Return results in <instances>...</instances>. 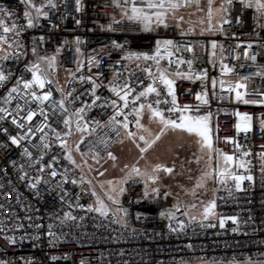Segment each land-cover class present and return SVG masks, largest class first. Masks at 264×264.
Instances as JSON below:
<instances>
[{
    "label": "built area",
    "instance_id": "1",
    "mask_svg": "<svg viewBox=\"0 0 264 264\" xmlns=\"http://www.w3.org/2000/svg\"><path fill=\"white\" fill-rule=\"evenodd\" d=\"M53 2L56 8L44 7L47 18L41 16L34 20V27L27 28L24 17L27 5L21 0H0V9L6 10L0 19L9 27L15 23L21 30L19 36L15 32L7 34L9 43L15 39L22 45L18 48L0 44L3 49L0 57L9 55L7 60L0 59V71L9 77L5 83H0V108L16 115L19 105L23 109L20 116H26L28 111L37 113L31 125L21 121L25 123L23 130L12 124V117L0 113L4 116L0 119V261L5 264L264 262V132L260 129L261 120H264V15L255 7H246L247 0L245 3L232 0L231 5L222 0L227 11L221 12L215 24L208 18L205 33H196L190 28L181 31L170 24L167 27L154 25L151 31H145L140 21L119 18L122 10L131 8V3L125 4V0H80V11L76 10V0ZM33 3L40 7L46 5L47 0H33ZM136 5L145 7L146 0H136ZM31 11L35 17L34 9ZM163 40H172L176 45L172 49L173 63L169 72L185 74L174 79L179 105L189 106L188 115L210 113L213 147L235 158V162L226 167L233 174L251 175L253 179L244 180L241 190H237L236 182L230 177L221 184L219 176L214 174L216 208L215 214L207 220H190L183 203L175 201L165 186L153 188L158 189V193L148 190L145 181L135 175L124 178L127 182L121 185L125 190L119 192L117 211L107 204H104L107 216L89 211V208L100 207L98 199L77 163H71L66 157L70 151L73 159L74 152L89 161L110 159L108 154H113L114 148L128 136L127 132L136 133L135 116L129 114L131 104L123 110L128 115L127 130L111 122L118 110L112 101L121 107L123 102L110 88H119L127 81L136 90L129 97L131 101L151 83L143 69L150 67L155 72L154 61L123 57L129 53L154 55L156 42ZM162 55L165 59L161 60V67L168 68L167 55L163 52ZM253 55L255 61L249 59ZM52 56L56 57V65L48 73L52 83L43 90L34 86L40 95L50 91L51 99L44 104L32 101L21 85L20 94L13 93L15 98L5 103L17 80L31 79L26 68L39 62V57ZM93 57L99 67L95 62L89 63ZM177 60L184 63L177 64ZM224 65L233 71L224 74ZM42 66L47 67L46 64ZM188 75L190 79L186 78ZM197 76H203V79H196ZM242 77L249 79L241 81ZM221 80L225 82L223 88ZM92 81L99 85L95 96ZM237 82L247 85L246 89H240L242 93L247 92L244 98L258 103L237 101L235 92L227 91ZM156 86L161 93V103L156 105L157 97L152 94L147 100L138 101L137 106L142 102L153 103L166 117L178 119L179 113L167 112L172 98L159 79ZM205 93L207 104L196 98L197 94ZM96 96L100 99L96 100ZM164 100L169 103H163ZM60 101L66 111L59 106ZM82 108L84 111L77 115ZM237 112L252 117L251 132H237ZM67 119H71L70 135L64 124ZM116 119L123 121V116ZM45 123L47 127L43 132L36 131ZM77 123L87 131H78ZM29 126L33 129L29 138L22 140L19 147L13 145L9 137L24 135ZM5 128L7 133L3 131ZM57 133L60 139H57ZM41 137H44L43 142ZM61 140L67 141V149L61 147ZM45 142L48 148L44 147ZM25 148L32 153L30 158L23 154ZM244 152L250 155L244 156ZM212 154L215 160L220 158L218 153ZM241 160L245 161V168L239 167ZM52 171L58 173L55 178L51 176ZM25 173L27 176L21 179ZM37 179L40 183L35 189L31 188L30 184ZM73 180L76 183H72ZM67 214L75 219H67ZM231 217L236 218L235 222ZM221 219L224 220L223 227L220 226ZM49 232L53 235L49 236ZM13 239L14 244L11 243Z\"/></svg>",
    "mask_w": 264,
    "mask_h": 264
},
{
    "label": "snow or ice",
    "instance_id": "2",
    "mask_svg": "<svg viewBox=\"0 0 264 264\" xmlns=\"http://www.w3.org/2000/svg\"><path fill=\"white\" fill-rule=\"evenodd\" d=\"M131 3V8L129 14L128 11H125L123 14L126 16L129 20H135V21H140L141 23L144 24V30L145 31H151V25L153 22L157 25H163L164 27H167L166 20L169 12L175 13V11L181 7L189 6L192 3V0H146V6L145 7H137L136 5V0H125V4ZM213 0H209V11H208V17L211 19L213 15V9L211 7ZM21 3L27 5L25 11H24V17L27 20V28H32L34 27V20L38 19L39 17L43 16L47 18L48 13L44 11V7H51V8H56L57 5L53 2V0H47L46 5H41L40 7H37L34 3L33 0H21ZM226 3L231 5L232 0H226ZM241 3H245V0H241ZM76 5L77 11H80V0H76ZM120 5L117 4V7ZM246 7L252 8L255 7L256 11L261 13V15H264V0H247ZM35 11V17L32 15V11ZM147 9V10H146ZM219 11H227V9L222 8ZM6 13V10L0 9V15H3ZM8 15H12V13H7ZM181 20H183V17H180ZM116 23H119V21H115ZM225 23H228V20H224ZM80 21H77V24H79ZM0 29H2L3 34L0 35V44H8L9 47H22V45L19 43V41L13 39L11 43H9V37L7 34L15 32L16 36H19L21 34V30L18 29V26L13 23L11 27L8 26V24L5 23L3 19H0ZM43 40V37L40 38ZM77 43H80L79 38H77ZM116 47H121L120 45H116ZM176 45L172 40H163V41H157L156 42V50L154 55H148L146 53L139 54V53H129L127 56L123 57V59L126 60H135V61H154L156 65V70L155 72L152 71L150 67H145L143 69L144 72L148 74V76L151 78V83H149L142 91H140L138 94L134 96V98L130 101L129 97L133 96V93L136 91L134 88L131 87V85L126 81L125 84L121 87H111L110 91L113 92L120 101L123 102L122 107L120 105H117V102L115 100L112 101V105L116 107L118 110L115 112V115L111 117V122L119 124L121 127H123L125 130L128 129L129 127V122H128V115L124 113V109H128L130 104L132 106L131 113L129 114H134L135 116V123L136 127L138 130H141L143 132L149 133L151 135L150 129L146 128L141 121L144 119V113L145 110L147 109V112L149 113V120L150 121H156L161 127L160 131L158 134L154 136L151 140L147 139L144 135L139 136V139L144 141V144L146 145L145 147H140L137 145L141 153H145L148 151L149 148H151L157 141L161 139V136L165 135L168 130L171 131H179L182 133H187L189 135H194L195 137L198 138V143L200 144L201 150H207L209 153H218L219 156L223 159V162L225 165H228L230 163L235 162L234 156L225 154L223 152H220L219 150L215 149L213 147V135H212V127H211V114L209 113L208 115L204 116H193V115H188L186 113H189L191 109L189 106L184 105L180 106L176 97V92H175V87H174V80L170 78L173 73L169 72V69L171 68V65L173 63L171 57L174 55V52L172 49H175ZM213 48L216 47L215 43L212 45ZM251 47V45H249ZM191 50V49H189ZM0 51H3V49H0ZM77 53L80 52V49H76ZM163 53H166L167 58H168V68H162L161 67V60L165 59V56L162 55ZM33 55L36 54V49H32ZM23 54V53H21ZM245 56H248V53H245ZM18 58V57H17ZM239 57H237L238 59ZM0 59L7 60L9 59V55H4L3 57H0ZM249 59L255 61L256 56L253 55L249 57ZM39 62L33 63L30 67H27L26 70L31 74V79H23V77L16 82V86L12 87L10 91L8 92V96L5 99V103H10L11 100H13L15 97H13V93H16L17 95L20 94V87L22 85V88L26 91V95H29L31 97L32 101H38L40 104H44L46 101H49L52 97V93L50 91L44 92L42 95L38 94L37 91L34 90V86L36 88H39L43 90L46 85L51 84L52 80L49 78V71L53 69L56 65V57H39L38 58ZM96 64V67H99L98 62L95 61V57L91 58L89 60V63H94ZM177 64L184 63L182 60H177ZM46 64L47 67H43L42 65ZM189 66H191V61H188ZM79 63H78V69L79 70ZM139 67V65H137ZM223 72L224 74H228L233 71V69L229 68L227 65L223 66ZM10 75V74H9ZM117 76L121 75L120 73H116ZM176 76H185V74L177 71L174 73ZM206 75V73H205ZM257 75H260V73H257ZM8 75H5L3 71H0V83H5L8 80ZM186 78H191L190 75H188ZM81 80L84 79V77H80ZM89 80H92V77H88ZM159 79L163 86L167 89V95L170 96L172 99L170 101L171 106L167 109L168 113H179L178 119H172L169 117L165 116L164 111L160 110L157 107L153 106V103H139L137 106V102L141 101L142 98L144 100H147L149 96L152 94H155L157 97L155 104L159 105L161 103V100L159 99L161 93L156 86V80ZM196 79H203V76H197ZM249 77H242L241 81H247ZM93 83V89H92V94L95 96V90L96 87H99V85L96 84L95 81H92ZM224 81H220L221 88L224 87ZM213 87H215V81H213ZM247 85L243 82H237L235 85H230L227 88L228 92H235L236 100L237 101H242L245 104L249 103H258L257 101H249L245 99V95H247V92H241L240 89H246ZM197 100H200L203 104H207V93L204 95L197 94ZM96 100H99L100 97L96 96ZM25 103H28V101H25ZM95 103V100L93 101ZM163 103L168 104V100H164ZM59 106L64 109L65 111L67 110L64 108V103L63 101H60ZM23 109L17 105V112L16 115H13L12 112L8 111L7 109L0 108V113H4L5 116H10L12 117V124L16 125L17 128L19 129H25V123L21 121H26L28 125H31V122L33 121L34 117L37 115L35 111H28L26 116H20V112H22ZM84 109H80L77 113V115H80ZM198 111V109H197ZM43 114V113H42ZM17 116H19V119H17ZM117 116H123V121H119L116 119ZM236 116L238 117V123L236 124V130L237 132H243V133H248L252 131V117L249 116L247 113L241 114L239 112L236 113ZM82 118V117H81ZM0 119H4V116H0ZM47 120V116L45 115V121ZM65 127L69 129L68 135L71 134V119H67L64 121ZM47 127V124H41L36 128V131L43 132L44 128ZM260 129L262 132H264V120H261L260 123ZM77 130L78 131H87V128H81L79 123H77ZM5 133L8 132V129L5 128L3 129ZM33 129L31 126L27 127L26 132L24 135H18V136H10L11 143L16 146H20V143L22 140H26L29 138V136L32 134ZM128 137L131 139L135 137V133L133 132H127ZM57 139H60V134H56ZM42 142L44 141V137H41ZM83 142V141H81ZM231 142V141H229ZM44 147L48 148L49 145L45 142ZM61 147L67 149V141L66 140H61ZM237 148H239V145H237ZM79 150V146L77 145V151ZM24 155L28 156L29 158L31 157L32 153L28 151L27 148L24 149ZM109 158L112 159L113 161L116 160V157L112 154L109 153ZM244 156L250 155L249 152H244ZM71 163L75 164V160L73 159L71 152L69 151L67 157H66ZM211 159V156L209 157ZM262 159H264V156H262ZM51 167V165H49ZM126 168L128 167L127 165L125 166ZM239 167L245 168V161L241 160L239 161ZM40 171H43V169H40ZM166 172L168 174H171L173 172V168L170 167H164L162 165H156L153 169V173H159V172ZM103 175V173H100ZM214 174L219 176V182L221 184L226 183V180L230 177L233 181L236 182L235 187L237 190H241V184L244 180H249L251 181L253 178L251 175L248 176H243V175H236L233 174L229 168L225 167L223 170H220L218 173H215V170L212 172H206L204 174V177H202V180L208 177H212ZM58 175L56 171L51 172V176L55 178ZM130 175H135V176H142L145 175L144 173H141L140 169L133 165L131 167V172ZM25 176H27V173L24 174V176L21 177L23 179ZM148 179L151 180L153 183H155L159 177L155 174L148 176ZM65 182H67V179H65ZM127 181H123L122 183H126ZM40 183V180L37 179L35 182L30 184V187L35 189L37 185ZM72 183H76L75 180L72 181ZM109 184L112 182L109 181ZM203 183L198 182L196 187H203ZM124 188H120V193L124 192ZM115 191V188L113 189ZM153 191L158 193V189H153ZM93 195H95V192H93ZM145 195H147V191H145ZM108 199L112 200L113 203H118V200L114 199L112 196H109ZM98 203L100 204L99 208H89V211H97L103 216L108 215V211L106 209V206L104 205L103 201H100L98 198ZM195 207V205H193ZM216 208V203L215 201H210L203 210V218L207 220L210 216L214 215ZM162 215H164L162 213ZM67 219H72L74 220L75 217L71 216L70 214L66 215ZM192 219H195L193 217ZM230 219L235 222L236 218L231 217ZM220 226H224V220H220ZM181 230H183V224L181 223ZM49 236L53 235V233L49 232ZM11 243H15V240L13 239ZM55 259V257L53 258ZM0 264H5V262L0 261ZM251 264V262H250ZM261 264H264V262H261Z\"/></svg>",
    "mask_w": 264,
    "mask_h": 264
},
{
    "label": "rangeland",
    "instance_id": "3",
    "mask_svg": "<svg viewBox=\"0 0 264 264\" xmlns=\"http://www.w3.org/2000/svg\"><path fill=\"white\" fill-rule=\"evenodd\" d=\"M213 15L211 22L216 23L220 19L222 11L220 3L213 0ZM130 8L122 10L119 18H127L124 12ZM209 11V0H199L195 4L194 0L189 6L181 7L175 13L169 12L166 24L174 25L180 28L192 29L197 31L207 30ZM183 17V20L180 19ZM156 25L154 22L151 26ZM181 76L171 75V79H177ZM62 92V89H61ZM149 113L145 110L144 119L141 123L148 129L149 133L138 130L133 138L124 137L122 141L114 148L113 155L116 160L104 158L102 160H85L79 157L75 152L74 159L80 168L83 176L87 179L90 187L95 192L97 199L104 204L110 205L117 211L118 203H113L108 199L112 196L118 200L119 190L126 176L130 175L131 167L135 165L145 175L140 176L146 183L147 189L151 190L157 186H165L175 201H180L185 206V213L192 221L204 220V207L214 199V177H208L202 180L206 172L213 170L220 171L226 167L223 159L213 158V154L207 150H201L198 138L194 135L182 133L179 131L168 130L161 139L157 141L147 152L141 153L137 145L145 147L144 141L139 136L144 135L151 140L160 131V125L156 121L149 120ZM136 126V125H135ZM211 156V159L209 157ZM128 166L127 168L125 166ZM156 165L173 168V172L153 173L152 169ZM100 173H103L101 175ZM157 175L159 179L153 183L148 179L150 175ZM112 183L109 184L108 182ZM203 183V187H196L197 183ZM115 188V191L113 189ZM195 205V207H193ZM195 217V219H192Z\"/></svg>",
    "mask_w": 264,
    "mask_h": 264
},
{
    "label": "trees",
    "instance_id": "4",
    "mask_svg": "<svg viewBox=\"0 0 264 264\" xmlns=\"http://www.w3.org/2000/svg\"><path fill=\"white\" fill-rule=\"evenodd\" d=\"M147 10V9H146ZM177 27V26H176ZM181 31H185L186 29L185 28H180V27H178ZM194 32H196V33H205L206 32V30H203V31H195V30H193Z\"/></svg>",
    "mask_w": 264,
    "mask_h": 264
},
{
    "label": "crops",
    "instance_id": "5",
    "mask_svg": "<svg viewBox=\"0 0 264 264\" xmlns=\"http://www.w3.org/2000/svg\"><path fill=\"white\" fill-rule=\"evenodd\" d=\"M216 3L217 2H219L220 3V6H221V8H222V0H214ZM143 121V120H142ZM135 125H136V123H135Z\"/></svg>",
    "mask_w": 264,
    "mask_h": 264
},
{
    "label": "water",
    "instance_id": "6",
    "mask_svg": "<svg viewBox=\"0 0 264 264\" xmlns=\"http://www.w3.org/2000/svg\"><path fill=\"white\" fill-rule=\"evenodd\" d=\"M195 4H198L199 0H194Z\"/></svg>",
    "mask_w": 264,
    "mask_h": 264
}]
</instances>
